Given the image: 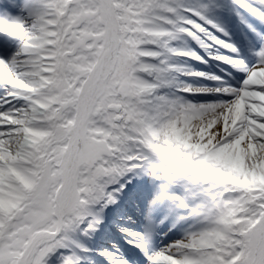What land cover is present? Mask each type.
Here are the masks:
<instances>
[{
    "label": "snow or ice",
    "instance_id": "1",
    "mask_svg": "<svg viewBox=\"0 0 264 264\" xmlns=\"http://www.w3.org/2000/svg\"><path fill=\"white\" fill-rule=\"evenodd\" d=\"M14 6L0 7V36L21 41L10 56L0 51V264H264V32L249 19L264 25V0ZM185 38L207 57L177 47ZM172 58L212 59L221 71ZM173 83L176 95L161 92ZM164 204L175 215L161 216L170 226L157 232ZM142 206L149 225L125 227ZM109 209L135 259L117 243L74 238L94 239Z\"/></svg>",
    "mask_w": 264,
    "mask_h": 264
},
{
    "label": "rangeland",
    "instance_id": "2",
    "mask_svg": "<svg viewBox=\"0 0 264 264\" xmlns=\"http://www.w3.org/2000/svg\"><path fill=\"white\" fill-rule=\"evenodd\" d=\"M21 0H14V3L16 6L11 7V12L12 13H18L19 12V5H20ZM187 2L189 3H195L196 0H187ZM9 5V0H0V7H5L7 8ZM4 15H7V13H2ZM231 17H233V19L235 20L237 27L239 29L240 35H241V44L243 43L242 47L245 48V52H247V46L244 44L245 41V36L243 35V33H247V29L244 28V26L239 23L237 17L235 15H232ZM250 20H252V22L256 25L257 28H259L262 32H264V25L260 24L258 21L254 20L253 18L249 17ZM249 36L252 37V39L254 38V40L256 39V37L252 34V33H248ZM186 39L185 41H178L176 42V44L180 43V44H184L186 45L185 48L187 47H191L195 50H197L198 52H200L201 55H205L207 57V53L204 52L203 49L199 48V46L191 41L190 39ZM253 40V41H254ZM21 46V41L19 39L16 38H8L6 36H0V51H3V53L6 56H10L11 54H13L14 52H16L19 47ZM173 63H178V64H183L198 70H202L205 71L204 68H199L196 66L197 63L196 61L190 60V59H186V58H172ZM202 65H204L207 69L210 70V72H216V71H221V66L212 59L208 60L207 64H203L200 63ZM177 76L175 73L169 75L168 79L172 80L173 78L177 79ZM191 79L197 80V77H187V76H183L182 80H178L181 83H187L188 81H190ZM208 82H212L207 80ZM209 86H213L212 84ZM161 92L163 94L169 95V96H174L177 94L176 92V84L173 83L171 85L165 86L161 89ZM189 99H193V100H200V99H211L212 97H201V96H188ZM120 208H128L129 207V203L127 204V207L123 206V205H119ZM170 214V215H175L174 213L169 212V206L167 204H164L160 207V209L157 211L156 213V217H155V223H153L151 225V227H153L154 229H156L157 232H164L168 229V227L170 226L169 223H165L164 225H160L159 224V218L165 214ZM107 220L108 223L105 224L104 229L97 233L96 236L94 237V239H87L85 237H80V236H76L74 237L75 239L81 241V242H85L86 244H88L90 247L93 248H99L101 246H110L113 243H117L121 246L124 254L132 257L133 259L136 258V256L138 254L134 253V251H132V249L126 247L124 244H121V239H124L123 236L120 235L118 229L116 227L113 226V221L115 219V211L113 209H109V211L107 212ZM122 215H124L125 217L128 215L127 212L122 213ZM131 215L134 217V220H127L125 219L123 221V225L125 227H129V228H133L136 230H144L146 225H149V221L146 220L144 217L141 218V213H137L135 211L131 212ZM195 224L194 222H190L189 224H184L181 227H179L177 230L169 233V235L167 237L161 238L159 237V235H157L156 237V247H160L162 244H166L168 243L169 240L172 239H178L181 236H183L185 234V232H187L191 227H194ZM88 264H105V262L102 260V258L99 261H89ZM138 264V262H137Z\"/></svg>",
    "mask_w": 264,
    "mask_h": 264
},
{
    "label": "bare ground",
    "instance_id": "3",
    "mask_svg": "<svg viewBox=\"0 0 264 264\" xmlns=\"http://www.w3.org/2000/svg\"><path fill=\"white\" fill-rule=\"evenodd\" d=\"M225 19H226L227 22H228V27H229V30L232 32V35H233V39H234V41H236V42H238V43L241 44V42H242V40H241V35H240L239 29H238V27H237V24H236L235 20H234L233 17H231V16L226 17ZM252 40H254V38H253ZM242 45H243V43L241 44V46H242ZM176 46H177V47H181V48H185V47H186V45H184L183 43H182V44L178 43V44H176ZM196 66L199 67V68H204V70H205L204 72H206V73H219V72H220V71L210 72L209 69H207L204 65H202V64H200V63H197ZM176 75H178V76H177V79H178V80H180V79L182 80V77H183V76H181V75H179V74H176ZM187 83H188V84H191V85H195V86H200V85H208V86H209V84H210V85L212 84V85L214 86V83H213V82H208L206 79H201V78H198L197 80L191 79V80L188 81ZM128 203H129V202H128V197L125 196L124 199L121 201V205L127 207V204H128ZM132 212H133V211H132ZM134 213H135V211H134ZM139 213H141V216H142L141 218H143V217H144L143 206L141 207V211H140ZM84 243H85V242H84ZM121 244H122V245L124 244L126 247L130 248L128 245H126V244L124 243V239H121ZM130 249H131V248H130ZM132 251H134V253L138 254V250H133V249H132Z\"/></svg>",
    "mask_w": 264,
    "mask_h": 264
}]
</instances>
